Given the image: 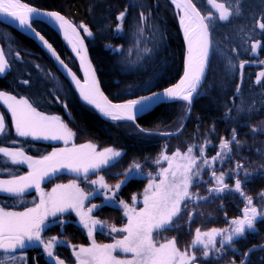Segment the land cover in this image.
<instances>
[{
	"label": "trees",
	"instance_id": "1",
	"mask_svg": "<svg viewBox=\"0 0 264 264\" xmlns=\"http://www.w3.org/2000/svg\"><path fill=\"white\" fill-rule=\"evenodd\" d=\"M22 2L40 10L58 12L77 27L82 23L89 27L93 32V36L89 38L83 33V29H79L87 43L103 92L112 102L121 103L162 91L177 82L182 75L184 43L178 25V14L168 0H145L147 4L152 5V21L160 30L154 33L152 29L145 28L142 37L134 36L133 17L137 13L131 10L124 24V33L116 34L114 31L115 17L124 9L128 0H22ZM194 2L202 14L212 12L207 0H194ZM218 2H224L226 6L231 4L233 9L235 8L234 0H218ZM242 7L243 15L234 16L230 22H220L217 19L213 33L215 46L233 59L235 68L228 69L224 57L213 55L201 95L194 100L192 112L186 122L182 103L161 105L141 117L137 124L146 132H141L132 123H116L102 119L79 101L72 87L57 71L51 58L38 45L2 24H0V49L10 61V71L0 77V91L14 95L17 99L21 97L29 99L37 110L45 115L59 116L72 129L79 142H90L98 149L110 147L122 151L123 172L133 161L139 162L142 165V178L127 180L119 193V199L127 203L132 201L133 195L137 196L143 192L149 180L148 173L157 174L154 161L162 150L166 154L176 149L186 151L189 145L202 144L205 135L208 134L212 143L206 148V157L210 158L218 150L220 137L230 139L231 130L236 127L238 139L244 142V146L239 150L233 149L231 160L223 164L216 162L213 165L221 166L224 170L229 163L234 168L237 161L241 162L251 173L243 184V190L253 198V206L259 210L264 207V200L260 198V193L264 191V167H261L264 165V158L257 149H264V134H257L253 139L250 126H260L264 122V78L261 84L256 83L257 76L264 71V67L245 66L239 96L237 97L235 93L236 84H239L240 80V60L249 63H259V60H264V48L260 49L257 56H252L249 54L250 43L243 42L245 34L253 28V16H258L264 9L261 8L260 0H244ZM33 28L50 42L66 65L81 78L74 58L60 38L42 23H33ZM258 31L257 29L256 32ZM137 39L140 40L139 48L136 47ZM106 44L112 45L113 48L122 47L123 51L113 52L105 47ZM145 46L151 49L148 55L143 54ZM232 47L237 49L235 53L231 52ZM17 53L20 59L16 58ZM48 73H51V76H47ZM24 80H28L29 84H24ZM56 93L62 97L61 103L55 102ZM64 104H67V110ZM226 106L233 109L229 113L231 118L227 121L224 118ZM237 107L242 111H237ZM0 115L5 117L8 128L7 135L0 136V147L22 149L26 155L34 159H40L57 149L58 145L55 144L17 136L11 115L2 105H0ZM181 125L183 128L179 134L170 136L159 134L177 133ZM213 125L215 131L211 132ZM165 145H167L166 149ZM194 151L198 153V148ZM3 167L11 171L0 172V180L10 179L14 175H26L28 172L26 167L13 165L10 162L7 165L0 163V168ZM205 181L193 189L194 193L200 196L209 195L208 188L213 187L214 183L212 178H205ZM228 182L230 187L234 186L233 181ZM35 204H38V194L35 191L24 195L22 201L0 195V207L9 211H24L26 208L34 207ZM244 207V199L235 192L226 193L222 199L212 196L208 201H197L189 208L193 211L191 223L188 222V214L185 211L182 213L179 226L175 230L164 232L159 242H164L165 238L176 237L177 247L185 250L191 245L197 228L202 232H208L213 228L227 229L231 220L243 215ZM100 215H96L100 217L98 219L107 221L108 218V224L117 228L125 224V221L120 222L121 211L115 207H104ZM63 218L69 221L64 225L63 232L57 224L45 230L43 236L46 238L57 236L73 245L89 246V237L84 228L77 224L75 217L68 214L63 215ZM118 234L111 233L108 238L112 239ZM96 238L98 242L107 240L106 236L100 233H97ZM263 243L264 221L257 220L254 232H248L245 237L234 242L235 253L224 254L219 261L216 259L205 261L198 256L197 259L200 264H230L233 259L235 264H240L244 252ZM54 251L66 264H75L71 248L58 246ZM22 254L26 256L27 264H54L47 261L38 250ZM248 264H264V250L253 252Z\"/></svg>",
	"mask_w": 264,
	"mask_h": 264
},
{
	"label": "snow or ice",
	"instance_id": "2",
	"mask_svg": "<svg viewBox=\"0 0 264 264\" xmlns=\"http://www.w3.org/2000/svg\"><path fill=\"white\" fill-rule=\"evenodd\" d=\"M176 7L179 15V23L184 33V39L187 45V54L185 56L184 75L174 87L166 88L163 93H152L151 95L141 96L137 99H130L126 103L112 104L100 91L99 83L96 79V72L88 59L87 50L84 47V40L81 39L77 26H74L63 15L51 11L40 12L36 8L22 3V0H0V15L10 17L18 21L19 26L34 31L31 25L33 16H47L53 22L59 25L64 32L65 39L72 45V50L80 60L81 69L84 72V85H81L77 76L60 63L67 70L77 89H79L81 98L90 105L95 106L102 115L113 121L124 120L136 124L137 115L143 113L153 106L156 102L167 100H178L184 102L185 117L191 112V107L197 96L201 95L202 84L207 79V72L211 68L213 55L218 54L227 60L228 69L235 68L233 59L218 46H215L213 33L215 32V21L230 22L235 17L243 15L244 0H234L235 8L229 4L218 0H207L218 16L209 12L202 14L194 0H170ZM261 8L264 9V0H260ZM109 7H111L109 5ZM158 7V4H157ZM130 10L136 12L134 20V36L142 37L145 28L152 29L154 33L159 32V26L152 21V5L147 4L145 0H128L123 10L116 15V24L114 31L116 34L124 33V24L129 16ZM179 13H183L180 15ZM111 13H109V16ZM253 28L245 34L244 44L250 43L249 54L257 56L261 48H264V11L258 16H253ZM79 28L87 37H92L93 32L85 24H80ZM111 27V25H110ZM259 30L258 33L256 30ZM69 33L75 38V42L69 38ZM35 35L43 41L44 47L58 61L59 56L53 50L52 46L40 36L39 32ZM227 37H225L226 39ZM140 40H136V47L139 48ZM106 48L113 52L122 53V47L113 48L106 44ZM237 49L231 48L235 53ZM151 49L146 46L143 48V54L148 55ZM131 54V50H129ZM17 59H20L17 53ZM249 61L240 60V76L243 77V70ZM264 65V60H259ZM39 67V66H37ZM10 71V61L6 54L0 50V77ZM51 76V73L46 74ZM264 78V71H261L256 83L261 84ZM29 84L28 80L23 81ZM211 87V86H209ZM241 91L240 84H236L237 97ZM56 103L62 102V97L56 93ZM0 101L7 106L11 113L12 124L16 135L19 137L44 140H62L68 145L74 133L67 127L59 116H49L37 110L29 99L21 97L17 99L14 95L0 91ZM67 110V104H64ZM233 109L226 106L224 113L225 121L230 119L229 113ZM237 111H242L237 107ZM136 127L141 132H146L139 124ZM183 125L177 129V133L162 132L160 135H174L182 131ZM252 138L257 134H264V122L260 126H250ZM215 131V126L211 127V132ZM8 128L5 117L0 115V136H6ZM16 143V141H12ZM208 134L205 135L204 142L200 145L192 144L187 147L185 152L177 149L171 155L165 154L162 150L154 163L160 165L163 161L168 163V167H160L157 176L148 173L149 183L143 192L144 207L137 210L135 205L138 203V197L133 195L132 206L124 200H119V207L122 208L124 216L127 218L126 224L117 228L115 225H109L107 221L100 220L93 213L102 210L104 207H116V194L121 186L127 180L141 174L142 165L133 161L125 171V179L110 188L105 182L103 176H99V170L105 167H114L119 163L122 152L113 148H105L103 151H96L92 144H82L55 149L49 155L40 159H34L24 153L22 149H11L0 147V163L7 165L9 162L13 165L26 164L29 171L26 175L12 176L10 179L0 180V195L12 197L22 201L25 193L35 188L40 196V202L34 207L26 208L24 211H9L0 207V264H27L25 255L17 254L18 250L28 248H43V253L49 262L54 264H66L54 251L58 246H67L72 249L75 258V264H200L197 259L196 251L202 252V259L209 260L215 257L217 261L223 256L228 248L235 253L233 246L237 238L245 237L248 232L256 230V221H264V207L258 210L253 206V198L247 195L243 190V184L247 181L251 173L245 166L237 161L231 174L216 170L212 165L216 162L223 164L231 160L233 156V146L237 150L244 146V142L238 139L236 127L231 130V138L220 137V143L215 155L207 158L206 148L211 145ZM167 145H165V149ZM198 148V155H194V150ZM257 152L264 158V149H257ZM148 158L146 157L145 160ZM199 161V163H198ZM261 167H264L262 165ZM205 169L211 172L213 187L208 188V196H200L198 193L191 192L192 187H199L201 174ZM67 170L77 177L83 175L85 181H89L90 173L98 176L91 180L94 190L85 192L76 181L69 184H57L51 192L45 193L41 189V183L47 178L51 179L56 173ZM243 170L245 181L237 178V174ZM7 167L0 168V172H10ZM158 177V182H157ZM227 178H235L234 187L226 183ZM98 186V188L96 187ZM103 189L104 200L100 204L91 203L90 198L98 195L99 190ZM239 193L244 199L245 207L242 209L243 215L236 217L230 222L227 229H210L208 232H202L199 228L195 230V237L185 250L177 247L176 237L165 238L164 242H159L164 232L175 230L179 226L182 213L187 211L188 222L191 223L193 211H190V205L197 201H208L210 197L223 198L226 193ZM111 193V194H108ZM260 198L264 200V191L260 193ZM89 201L90 206L85 205ZM75 212L79 218V224L87 230L91 241L89 246L73 245L59 239L57 236L45 238L42 233L52 225H59L61 232L64 225L69 223L62 216L65 212ZM49 217L53 219L49 221ZM108 230L111 233H124L121 238H114L112 243L98 244L94 239V232ZM220 237L219 247H217L216 238ZM206 238V239H205ZM227 246V247H226ZM264 250V245L260 246ZM254 249H249L242 254L240 264H248V256ZM114 253H122L124 256H118ZM127 254H130L127 255ZM230 264H235L233 259Z\"/></svg>",
	"mask_w": 264,
	"mask_h": 264
},
{
	"label": "rangeland",
	"instance_id": "3",
	"mask_svg": "<svg viewBox=\"0 0 264 264\" xmlns=\"http://www.w3.org/2000/svg\"><path fill=\"white\" fill-rule=\"evenodd\" d=\"M209 5V4H208ZM209 7H210V9H211V11L215 14V15H217L218 16V13L214 10V9H212V7H211V5H209ZM178 19H179V15H178ZM87 38H89V37H87ZM1 50V49H0ZM0 105H2L7 111H8V108H7V106L6 105H4L3 104V102L2 101H0ZM9 112V111H8ZM9 114L11 115V113L9 112ZM12 118V117H11ZM66 124V123H65ZM67 125V127L72 131V129L68 126V124H66ZM73 132V131H72ZM74 133V132H73ZM28 138H31V137H28ZM32 139V138H31ZM33 140H36V141H40V142H44V143H51V144H55V145H58V147H57V149H62V148H65V147H71L72 146V144H75V145H77V146H79V145H82V144H91L90 142H86V141H84V142H79V140L77 139V137H76V135H75V133H74V137L72 138V140L70 141V143L68 144V145H65L64 144V142L62 141V140H56V141H53V140H44V139H33ZM93 145V144H92ZM95 148H96V151H103L104 149H98L96 146H95ZM233 149H235L236 150V147L235 146H233ZM177 150V149H176ZM176 150H174V152L176 151ZM117 151H120V150H117ZM181 151V150H180ZM120 152H122V151H120ZM181 152H185V151H181ZM239 151H237L236 153H237V155H239L240 153H238ZM173 153V152H172ZM172 153H170V154H167V155H171ZM122 154H123V152H122ZM166 154V153H165ZM194 155H198V153L196 152L195 153V151H194ZM122 157H123V155L120 157V159H119V163L116 165V166H114V167H105V168H101L100 170H99V176H103V178H104V180H105V182L109 185V187L110 188H114L115 187V185L117 184V183H119L120 181H122V180H124L125 179V177H124V173L125 172H123L122 170H121V159H122ZM242 158V157H241ZM198 163H199V161H198ZM17 165H21V166H24V167H26L27 169H28V167H27V165L26 164H17ZM229 165V166H228ZM228 165H226V167L227 168H225L224 170H222V167L220 166V167H214V165H212V167L216 170V174L217 175H219L220 174V171L219 170H221V171H224V172H227V173H230L231 174V170L233 169V166H232V164L231 163H229ZM156 167H157V172L159 171V168L160 167H164V168H166V167H168V163L166 162V161H163L160 165H156ZM28 171H29V169H28ZM141 172H142V169H141ZM28 173V172H27ZM120 173H122V174H120ZM90 175V179H89V181H85V179H84V177H83V175H81V176H79V177H77L75 174H73V173H71V172H68L67 170H62L61 172H59V173H56L55 174V176H53L51 179H45L42 183H41V189L45 192V193H49V192H51V190H52V188H54L57 184H69V183H71L72 181H76V183L79 185V187L82 189V190H84L85 192H91V191H93L94 190V186L91 184V180H95V179H97L98 178V176L96 175V174H94V173H90L89 174ZM153 176H157V174H153ZM136 177H141L142 178V176H141V174H137L134 178H136ZM205 178H212L211 177V172L209 171V170H207V169H205V171L201 174V177H200V179H201V181H203V183H204V181H205ZM237 178H239V179H241L242 181H245V174H244V172H243V170H241L238 174H237ZM228 181H233V183L235 184V178H227L226 177V183H229ZM157 182H158V177H157ZM205 182H207V181H205ZM148 183H149V180H148V182H147V184H146V187H147V185H148ZM125 184V183H124ZM124 184L121 186V189H122V187L124 186ZM200 185H202V183L200 184ZM97 188H98V186H96ZM145 187V188H146ZM234 187V186H233ZM195 188V186L194 187H192L191 189H190V191L191 192H194V189ZM121 189H120V191H121ZM33 191H35L36 192V190H35V188H31V189H29L26 193H25V195L26 194H28V193H31V192H33ZM120 191L116 194V207L115 208H117L118 210H120L121 211V219H120V222H123V221H125V224H126V222H127V218L124 216V214H123V209L122 208H120L118 205H119V193H120ZM143 192H144V190H143ZM143 192L141 193V194H139V195H137V197H138V203L135 205V207H136V209L137 210H139V209H141V208H143L144 207V205H143V203H142V201H143ZM196 193V192H195ZM108 194H111V193H108ZM90 200H91V203H95V204H100V203H102L103 202V200H104V192H103V189H100L99 190V194L98 195H95V196H93V197H91L90 198ZM40 202V196L38 195V203ZM127 203V202H126ZM129 204V206L131 207L132 206V201L130 202V203H128ZM85 205L86 206H90V203H89V201H85ZM100 213H102V210H99V211H97V212H95V213H93V215L94 216H96L97 214H99L100 215ZM68 214H71V215H73L74 217H75V219H76V222H77V224L79 225V226H81L80 224H79V218L76 216V214H75V212H71V211H68V212H65V213H63L62 214V216L63 215H68ZM100 216H102V215H100ZM96 218H100L99 216H96ZM49 219V221H51L53 218L52 217H49L48 218ZM109 219L107 218V221H108ZM109 223V222H108ZM82 227V226H81ZM230 227V226H229ZM47 230V229H46ZM85 231H86V233H87V230L86 229H84ZM44 233V232H43ZM42 233V236L44 235ZM97 233H100V234H104L105 236H106V238H107V240L105 239L104 241H97V238H96V235H97ZM88 235V234H87ZM123 235H125L124 233H119L117 236L115 235V237H113L112 239L111 238H108V236H110L109 234H108V230L107 229H104L103 231H96V232H94V239H95V241L98 243V244H109V243H112L113 242V240H114V238H116V239H119V238H121ZM44 237V236H43ZM46 238V237H45ZM47 239V238H46ZM108 239L110 240V241H108ZM206 239V238H205ZM238 239H240V238H237L236 240H238ZM216 240H217V247H219V240H220V237H217L216 238ZM235 240V241H236ZM90 243H91V241H90V239H89V245H90ZM227 247V246H226ZM38 251H40L43 255H44V257H45V259H46V256H45V254L43 253V248L42 247H39V248H36ZM35 249V250H36ZM72 250V249H71ZM19 254H20V252H18ZM17 253V254H18ZM23 253V252H22ZM21 253V254H22ZM227 253H229V254H231V253H233L232 252V250H231V248H228L227 249V251L224 253V254H227ZM115 255H118V256H124L125 254H122V253H114ZM196 254H197V256L198 257H200V258H202V252L200 251V250H197L196 251ZM223 254V255H224ZM22 255H24V254H22ZM127 255H129L130 256V254H127ZM209 259H216L214 256L213 257H210ZM47 260V259H46ZM48 261V260H47ZM51 263H54V262H51ZM17 264H22V262H17Z\"/></svg>",
	"mask_w": 264,
	"mask_h": 264
},
{
	"label": "water",
	"instance_id": "4",
	"mask_svg": "<svg viewBox=\"0 0 264 264\" xmlns=\"http://www.w3.org/2000/svg\"><path fill=\"white\" fill-rule=\"evenodd\" d=\"M168 2L171 4L170 0H168ZM24 3V2H22ZM172 5V4H171ZM31 6V5H29ZM174 7V9L176 10V12L178 13V10L176 9V7L174 5H172ZM33 7V6H31ZM35 8V7H34ZM38 11L40 12H51V11H45V10H40L38 8H36ZM58 13V12H57ZM60 14V13H59ZM180 15H182L183 13H179ZM62 15V14H61ZM64 16V15H63ZM65 17V16H64ZM66 18V17H65ZM67 19V18H66ZM69 20V19H67ZM70 21V20H69ZM31 25H32V29L33 28V23H42L46 26H48L59 38L60 40L62 41L63 45L66 47L67 51L71 54V56L74 58L77 66H78V69H79V72H80V75H81V78H79L68 66L67 68L70 69L76 76L77 78L80 80L81 82V85H84V72L83 70L81 69V64H80V60L78 59L76 53L73 52L72 50V45L68 42V40L65 39V36H64V32L60 30L59 28V25L55 22H53L49 17L47 16H43V15H40V16H33L32 19H31ZM71 22V21H70ZM74 26H76L73 22H71ZM0 24L12 29L13 31L17 32V33H20L22 35H24L25 37H27L29 40L33 41L36 45H38L50 58L51 60L53 61V63L55 64L56 66V69L57 71L59 72V74L62 76V78H64L68 83L69 85L72 87V89L74 90L75 94L77 95L79 101L85 105L86 107L90 108L91 110H93L97 115H99L102 119L104 120H107V121H111V122H116V123H132L131 121H124V120H117V121H113L112 119L108 118V117H105L104 115L101 114V112L93 105H90L88 104L87 102H85L81 96H80V92H79V89H77L75 83L72 81L71 77L68 76L67 74V70L63 67V65H66V63L63 61V59L60 57V55L58 54V52L54 49V47L50 44V42H48V40L41 34L40 36H43L44 40H46L48 42V44H50L53 48V50L56 52V54L59 56L60 60L58 61L55 57H53L51 55V53L47 50V48L44 47V44H43V41L40 40V38L38 36L35 35V32H38L37 30L34 29V31L32 30H29V29H26V28H22L19 26V23L18 21H14L12 20L10 17H5V16H2L0 15ZM178 25H179V29H180V33H181V36H182V40H183V43H184V49H185V53H184V60H183V72H182V75L181 77L177 80V82H175L173 85L169 86V87H174L177 83H179V81L181 80V78L183 77L184 75V67H185V56L187 54V45H186V42H185V39H184V33H183V30L180 26V23H179V19H178ZM77 31L80 33V37L81 39L84 40V47L85 49L87 50V55H88V59L89 61L91 62V64L93 65V68L96 72V79L99 83V87H100V91L104 94V96L106 97L105 93L103 92V89H102V86L100 84V81L98 79V74H97V71L95 69V66L91 60V56H90V52H89V49H88V46H87V43L85 41V38L81 32V30L79 29V27H77ZM69 38L73 40V42H75V38L72 37L71 33H69ZM60 61H63V65L60 63ZM247 65H252V66H263L262 64L260 63H248L246 64L245 66ZM209 72V71H208ZM208 72H207V75H208ZM239 84L241 85V76H240V70H239ZM205 82L202 84V87L200 89V91H202V88L204 86ZM168 87V88H169ZM165 90V89H164ZM159 91V92H155V93H163V91ZM152 94V93H151ZM151 94H147V95H151ZM147 95H144V96H147ZM235 95H237V93H235ZM198 97V96H197ZM196 97V98H197ZM107 98V97H106ZM139 98V97H138ZM108 99V98H107ZM134 99H137V98H134ZM108 101L112 104H122V103H126L127 101L125 102H121V103H115V102H112L108 99ZM172 103H182L184 104L183 101H178V100H167V99H162L158 102H156L155 104H153V106L151 108H149L148 110H146L145 112L143 113H139L137 115V119H136V124H137V121L143 117L144 115L150 113L151 111H153L155 108L161 106V105H166V104H172ZM194 103V102H193ZM192 108H193V104H192V107H191V112H192ZM191 112L187 115L186 119H185V122L188 120ZM133 124V123H132ZM135 124V125H136ZM264 245V243L262 244ZM261 245H258V246H254L252 247L251 249H254L253 251H251L249 253V256H248V260H249V257L250 255L253 253V252H256V251H260L262 250ZM29 249V248H28ZM28 249H24V250H19V252H24Z\"/></svg>",
	"mask_w": 264,
	"mask_h": 264
},
{
	"label": "flooded vegetation",
	"instance_id": "5",
	"mask_svg": "<svg viewBox=\"0 0 264 264\" xmlns=\"http://www.w3.org/2000/svg\"><path fill=\"white\" fill-rule=\"evenodd\" d=\"M261 67H263V66H261ZM36 248H29L28 250H26V251H24V253H28V252H32V251H36L35 250ZM20 253H22V252H20Z\"/></svg>",
	"mask_w": 264,
	"mask_h": 264
}]
</instances>
